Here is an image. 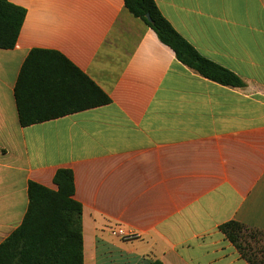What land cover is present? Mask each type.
<instances>
[{"label": "crops", "instance_id": "crops-1", "mask_svg": "<svg viewBox=\"0 0 264 264\" xmlns=\"http://www.w3.org/2000/svg\"><path fill=\"white\" fill-rule=\"evenodd\" d=\"M8 1L26 16L0 49V245L24 220L29 183L57 190L64 168L84 264H250L221 226L264 234V0H154L239 88L181 63L123 0ZM34 49L65 56L111 102L22 127L14 89Z\"/></svg>", "mask_w": 264, "mask_h": 264}, {"label": "trees", "instance_id": "trees-1", "mask_svg": "<svg viewBox=\"0 0 264 264\" xmlns=\"http://www.w3.org/2000/svg\"><path fill=\"white\" fill-rule=\"evenodd\" d=\"M123 1L127 10L147 24L185 66L221 85L243 86L236 74L201 56L165 19L154 0ZM25 16V9L0 0V49L15 47ZM14 95L22 127L111 102L110 97L65 56L43 49L29 53L20 69ZM54 183L57 190L29 183L28 210L22 224L0 245V264H84L83 206L74 198L73 172L59 169ZM221 229L242 256L250 264H256L251 257V244L245 237L248 228L231 221ZM152 264L162 263L154 261Z\"/></svg>", "mask_w": 264, "mask_h": 264}, {"label": "rangeland", "instance_id": "rangeland-1", "mask_svg": "<svg viewBox=\"0 0 264 264\" xmlns=\"http://www.w3.org/2000/svg\"><path fill=\"white\" fill-rule=\"evenodd\" d=\"M245 237L251 244V257L255 263L264 264V234L247 230Z\"/></svg>", "mask_w": 264, "mask_h": 264}, {"label": "built area", "instance_id": "built-area-1", "mask_svg": "<svg viewBox=\"0 0 264 264\" xmlns=\"http://www.w3.org/2000/svg\"><path fill=\"white\" fill-rule=\"evenodd\" d=\"M118 235L124 240H131L137 237V235L126 233L123 230H119Z\"/></svg>", "mask_w": 264, "mask_h": 264}, {"label": "water", "instance_id": "water-1", "mask_svg": "<svg viewBox=\"0 0 264 264\" xmlns=\"http://www.w3.org/2000/svg\"><path fill=\"white\" fill-rule=\"evenodd\" d=\"M147 19H148V21H151V19H150V16H149V15H147Z\"/></svg>", "mask_w": 264, "mask_h": 264}]
</instances>
